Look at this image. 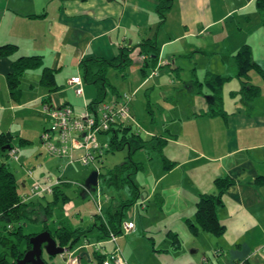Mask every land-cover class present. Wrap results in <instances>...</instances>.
Segmentation results:
<instances>
[{
    "label": "crops",
    "instance_id": "crops-1",
    "mask_svg": "<svg viewBox=\"0 0 264 264\" xmlns=\"http://www.w3.org/2000/svg\"><path fill=\"white\" fill-rule=\"evenodd\" d=\"M234 1L174 0L166 22L160 25L156 0H0V45L16 44L19 56H42L43 67L55 70L58 87L50 91L41 84L43 67L28 69L21 79V95L18 100L14 99L10 94L7 74L12 70L13 60L19 56L15 53L11 56H0V132H10L14 135V145L19 149L18 162L22 166L25 164L20 162L24 153L22 147L31 140L25 136L24 131L31 126L32 119L29 117L38 111L37 107L30 106L31 100H28L26 94L34 86L29 82V87L26 89L23 85L25 79L34 73L39 77V83L44 90L40 97H37L43 101L41 111L45 117H49L44 110V105L47 103L50 105L70 103L76 111H82L86 103L97 97V91L93 85L85 84V94L80 96L83 98L82 104L77 100L79 95L68 85L70 77L82 75L80 62L85 58L96 56L114 59L122 48L131 47L133 48L130 54L132 64L124 71L110 68L107 73L108 80L115 87L116 92L126 90L136 92L133 106L139 121L140 114L135 101L139 98L143 103L147 101V113L149 112L151 118L148 119L146 137L140 134L141 142L147 143L154 136L164 138L166 143L175 145L170 152L173 158L169 155L174 161L166 156L174 162V166L177 164V167H182L199 163L194 170L205 175V183L196 182L198 185L193 191L195 199L192 206L194 216L199 196L203 193L217 192L214 182L216 178L229 176L234 181L224 194V205L218 209L219 218L226 226L224 234L217 236L204 230L199 232L200 235L210 234L206 235L209 240L208 245L214 243L215 248L209 246L213 254L212 264L239 262L264 264V78L256 70L250 71V82L253 83L254 77L258 78L257 84H253L260 86L261 94L248 102L239 93L242 82L236 76L233 65L234 54L245 43L252 46L253 56L254 45L264 50V25L256 16L254 17L257 21L251 19L252 13L245 12L240 21L238 20V24L233 25V28H226L225 21L228 14L223 13L221 8L224 7V3L229 4ZM241 1L244 8L256 0ZM173 21L182 27L176 33L173 31ZM152 39H155L159 47V56L156 61L144 67L139 45L143 41ZM170 46H173L172 50H168ZM177 54L179 58H176ZM195 54L200 59L207 57V64L211 67L207 74L211 72L231 77L223 86L222 113L224 114L212 109L213 101L210 102L208 96L213 91L205 80L193 77L191 84L181 80V67L177 62L184 57L188 59L192 57L194 60ZM161 59H167L171 64L162 66L154 73ZM257 62L264 68L263 58H259ZM226 64L232 66V72L229 74H226ZM213 65L223 70H212ZM112 71H119L123 78L121 86L112 82L110 76ZM253 73H257L259 77L252 75ZM138 74L140 81L135 83L133 76ZM193 75H196L195 72ZM196 80L202 82L203 93L196 92L193 84ZM231 80L234 86H230ZM86 87L93 88V93L88 97ZM205 87L208 89L205 90ZM70 89L75 92L76 98L72 99L65 93ZM235 92L238 95H235ZM26 98L28 101L24 102ZM184 98L187 100L186 105L181 103ZM154 106L158 107L157 115L153 113ZM192 119L199 122L198 129H195L194 125L190 126ZM39 123L46 127L48 119H45V122L36 121L33 125L39 126ZM23 125L26 130L18 129ZM183 138H188L189 141ZM20 141L23 144H20ZM182 148L185 149L183 152ZM51 158L44 161L48 163L49 168L57 164V170H64L65 173L68 171L67 158V164L66 161L61 160V157ZM136 162L143 166L140 171L145 170L143 162ZM43 167V164L42 167L33 166V177L35 170ZM173 169L162 173L161 176H155V183L146 194L137 184L140 187L138 199L128 208L124 219L134 220L135 210L140 201L150 200L158 195L164 198V193L174 192L177 188L183 187L185 182L180 176L168 179L174 173ZM42 174L46 173L42 172ZM18 181L24 190L31 179L26 174L18 178ZM62 184L70 186L67 181ZM82 189L86 194L87 191ZM126 190L127 197L111 196L104 201V208H107L111 200L130 198V190ZM70 206L72 210L75 207L74 203ZM143 208L147 209L148 206L143 203ZM72 210L66 215L70 216ZM94 222L92 219V224L87 227L73 226L61 220L56 222L57 226L63 224L88 230L86 236H82L69 250L72 254L69 259L74 264H82L83 259L88 263L97 260V253L93 248L77 250L85 237L93 240V234L89 232L92 229L98 230L97 235H94L96 241L105 240L106 250L110 251L114 247V243L107 241L103 232L97 226H93ZM136 233L137 224L133 234ZM211 235L218 238V241H214ZM174 246L177 248L176 245ZM216 250L221 254L215 255ZM69 251L52 256V264H67L66 257L70 255ZM45 254L47 253L44 251L43 257ZM134 255L131 257L132 261L128 260L131 264H148L138 263ZM48 257L51 258L49 255Z\"/></svg>",
    "mask_w": 264,
    "mask_h": 264
},
{
    "label": "rangeland",
    "instance_id": "rangeland-1",
    "mask_svg": "<svg viewBox=\"0 0 264 264\" xmlns=\"http://www.w3.org/2000/svg\"><path fill=\"white\" fill-rule=\"evenodd\" d=\"M242 6L243 2L241 0H235L234 2H231L229 4L224 3V7L221 9L223 13L228 14V16L226 17L227 19L225 21L226 28H233V25L238 24V20L240 21L242 15L245 12L252 13L253 15L251 14L250 16L251 19L253 18L254 21H257L258 18L262 22L261 14L258 9H256L255 2H251L244 8H242ZM254 16H256L257 18ZM241 23L244 24V21L241 20ZM172 26L173 31L175 33L182 29L180 24L176 23L175 21H173ZM172 49L173 46H170L168 50ZM16 54L17 56L20 55L19 52H16L15 55ZM176 58H179L178 54L176 55ZM254 58L256 61H258L259 58L264 59V50L261 49L258 45H254ZM182 59L183 60H179L177 62V64L181 67V80L187 81L189 84L192 83L193 77H197L202 81L205 80L207 71L211 68L207 64L208 59L206 56L201 57L200 59V57H196L195 54L194 60L192 57H190L189 59L184 57ZM226 65V74H229L232 72V66H229V64ZM212 70L218 71L223 70V68L215 67L213 65ZM194 72L196 74L195 76L193 75ZM252 75L259 77L257 73H253ZM110 76L112 82L121 86V84L123 83V78L120 76L119 71H112ZM139 79V74L133 76V80L135 83H138L140 81ZM257 80L258 78L254 77L252 79V82L257 84ZM231 81L232 82L230 86H234L235 84L233 80ZM29 82H31V84L34 86L32 89L26 92V94L28 95V100H31L29 104L30 106H32V108L37 107L38 111L32 117H29V119H32V122L30 124L31 126L27 131H24L26 134L25 136L30 138L31 140V142L22 147L24 153L21 157L20 162L25 163H23V166H25V168L22 166L21 163L15 162L16 160L13 159L14 152H16V149L18 150L17 146H14V151H6L5 153H3L0 148V163H8L10 165V168L16 172L17 178H20L24 175L26 176L28 167H33L37 165H41L42 167V164L44 165L43 169H36L34 172L35 179L41 181L43 179V176L46 174H50L54 177H63V175L66 174L64 180L67 181L70 186H67V184H62V188L65 189V191L70 195L71 199L65 203H63L62 199H60V201H58V203L54 206L52 217L45 213V211H41L39 215V221H23L22 235H25V233L34 232L40 233L42 232L45 225H48L53 231H55V228L57 227V220H61L63 222L65 221L66 223L71 224L73 226H90L92 224L91 215L97 212V206L95 200L93 199V195L95 196L98 192H100L101 194L105 196L108 195L109 197L115 196L116 198H125L128 196V192L126 189L129 190V187L126 186V188L122 190H117L113 187L107 186L104 182H101L100 180L99 189H87L86 194H84L82 189L84 187H82L81 184L85 185V181L89 177L90 173L96 169V164L84 166L80 163H71L69 164V166L67 165L66 169L68 167L69 169L66 173L64 170H57V164L52 165L51 168L48 167V163H45L44 161L53 156L48 154L45 149H43L44 146L41 143V134L43 133L44 127L43 125L41 126V123H39V126L36 124L33 125L36 121L39 120L41 122H45V119H48V123L46 124V126L50 125L49 117H45L44 113L41 111L43 101L41 98L37 97H40V94H42L44 89L43 86L39 83V77H37L35 73L31 74L29 78L27 77L25 79L23 85L26 89L29 87ZM207 89L208 88L205 87V90ZM65 93L69 95L72 99L76 98L75 92L71 89L66 90ZM92 93L93 88L86 87L87 97L90 96ZM234 94L238 95L237 92H235ZM240 95L241 97H243L241 93ZM77 98V100L83 104V98L80 96H78ZM28 100L26 98L24 102H27ZM135 103L138 106V111L140 114V121L139 118L138 121L141 126L140 128L142 129L141 135L142 137H146L145 131L147 130V126H149L148 119L151 118L149 117V112L147 113V101L143 103L142 100H140L139 98L135 101ZM181 103L186 105V98L181 100ZM77 108L82 109L83 107ZM153 113L157 115V106L153 107ZM192 125H194L195 129L199 128V122L193 121V119L190 122V126ZM19 128L24 129V125L22 127H18V129ZM183 140L189 141L188 138H183ZM173 147H175L173 143L165 142V144L158 149L153 148L150 145H145L132 152V157L134 160L141 161L145 164V170L133 175L135 182L141 187V191L144 194H146L149 188H152V186L154 185V179L156 178L155 176H161L162 173L170 171L173 168L174 173L171 174L168 179L180 176L181 179L183 178L182 181H184L185 183H183V187L177 188L176 190H174V192H166L167 195L166 193H164V198L158 195L157 197L154 196L150 200L146 199L142 201L146 206H148L147 209L143 208V203L141 201L138 203L139 205L135 210V216L133 217L137 224V233L133 234L135 230L129 233H123L122 235H120L119 240L124 256L128 260H131V257L134 254V256L137 258L136 261L138 263L147 262L148 264H204L202 261L203 257L207 256L213 258L212 249H209V246L215 248L214 243L211 242V244L208 245L209 240L206 238V235L210 234L203 233L197 236L194 235L187 222V218H191L190 220L193 223L196 222L192 207L195 199L193 191L194 188L198 185L196 182L205 183V175L194 170V168L197 167L199 163L187 164L186 166L184 165L182 167H177L176 164V168L173 164H169L168 166H166L164 163V158H166V156L169 157V155L173 158V155L170 154ZM183 150L185 149L182 148L181 151L183 152ZM130 151L131 148L126 145L122 148L114 149V151L112 152H107L104 155V161L102 162V164H98L101 167V171L105 172L109 168H112L115 165L127 160ZM54 158L60 159L58 156H54ZM61 158V160H63L64 162L66 161L67 164V159L64 157ZM172 158L169 157L170 160H172ZM169 159L168 161H170ZM42 172H45L46 174L41 175ZM61 172L63 173L61 174ZM20 191H23L22 187H20ZM105 196L104 201L106 199ZM51 199H53L52 194L48 195V200ZM120 201L121 200L116 201V203ZM43 202L45 203L46 201L43 200ZM72 203H74L75 205L73 210L70 206V204L72 205ZM71 210V215L67 216L66 214H69L68 212ZM128 217L129 216H126V218ZM14 228V224L12 227H8V229ZM170 231L172 233L178 234L180 244L177 245V248L175 246L173 247L175 237L169 234ZM89 232L93 234V241H96L94 235H97L98 230L92 229ZM210 237H212L214 241H218V238L212 235ZM25 248L26 241L23 240L21 242V249L24 250ZM165 249H167L168 251H165ZM5 251L7 252L9 250L0 243V253H3ZM44 257H46L44 259H46L45 261L48 262V264L53 263V258H49L47 254H45ZM82 264L92 263H88L87 260L83 259Z\"/></svg>",
    "mask_w": 264,
    "mask_h": 264
},
{
    "label": "trees",
    "instance_id": "trees-1",
    "mask_svg": "<svg viewBox=\"0 0 264 264\" xmlns=\"http://www.w3.org/2000/svg\"><path fill=\"white\" fill-rule=\"evenodd\" d=\"M157 13L160 18V25H163L168 16V12L172 9L174 0H156ZM256 8L261 14L262 24L264 25V0H256ZM141 53L150 56V62H154L159 56V47L156 45L155 39L143 41L140 43ZM133 48L124 47L120 54L114 59H106L103 57H89L80 62L82 77L85 84L93 85L97 91V97L89 102L94 109L95 105L104 100L107 96V91L116 92L115 87L108 80L107 73L112 67L124 71L132 64L130 54ZM18 51V46L13 43L0 45V56H11ZM233 65L236 71V76L241 79V93L246 101H253L261 94V88L250 82V71L256 70L264 78V68L259 62L254 60L252 46L248 43L243 44L233 56ZM43 67V58L40 55L19 56L13 60L12 70L7 74V82L10 94L14 99H18L21 94L20 84L24 72L28 69H37ZM230 76L215 74L209 72L206 75L205 83L212 89L213 93L208 98L213 101L212 109L215 112L222 113V93L224 84L230 79ZM41 84L48 90L54 91L58 87L55 81V70L49 67H43ZM197 93H203L201 86L202 82L196 80L193 83ZM14 135L10 132H0V148L3 153L14 147ZM139 141V143H138ZM110 148L107 152H112L114 149L122 148L126 145L131 148L127 160L109 168L105 172H100V180L107 186L114 187L117 190H122L129 187L131 196L126 200H121L116 203V200H111L107 208L104 209L106 222L97 217L94 225L102 232L103 236H107L109 228L118 234H122L121 224L124 220L128 208L133 205L138 199L140 187L135 182L133 175L142 169V165L136 162L132 157V152L145 145H150L153 148H160L165 144V139L154 136L149 142H141L140 134H136L133 126H124L115 130L111 135ZM20 144H23L20 141ZM6 146H11L7 149ZM18 162V161H15ZM166 166L174 165L173 162L164 158ZM217 187L216 193H203L199 196L196 202L195 219L193 223L187 219L189 227L194 235H198L201 230L210 232L214 235L221 236L226 230V226L221 222L218 209L224 205V194L226 190L234 183L229 176L219 177L215 179ZM21 183L18 181L17 174L10 168L6 162L0 163V243L9 251L0 253V264H16L18 258H22L32 244L30 243L31 236L37 234L25 233L22 235L23 225L25 220L39 221L41 211H45L50 217L53 216L54 206L62 199L65 203L71 199L70 195L62 188L61 185L55 187L52 193L53 199L48 200L47 195H43L30 201H23L20 191ZM43 200L46 202L44 203ZM15 225L14 229H8L9 226ZM43 230H49L53 237L61 246L67 247L75 244L82 236H86L88 230H83L80 227H70L69 225H59L53 231L48 225H45ZM175 237L174 245H179L180 240L178 234L172 233ZM26 241V248L21 249V242ZM50 256V255H49ZM52 258V256H50ZM103 255L96 254L97 260L101 261ZM240 263V262H239ZM32 264V263H28ZM48 264V262H47ZM238 264V263H237ZM244 264V263H243Z\"/></svg>",
    "mask_w": 264,
    "mask_h": 264
},
{
    "label": "built area",
    "instance_id": "built-area-1",
    "mask_svg": "<svg viewBox=\"0 0 264 264\" xmlns=\"http://www.w3.org/2000/svg\"><path fill=\"white\" fill-rule=\"evenodd\" d=\"M143 66H148L150 56L141 53ZM171 62L167 59H161L158 67L153 71L157 72L162 66L170 65ZM68 85L74 89L77 95L84 96V80L82 75H75L68 79ZM136 92L133 90H126L122 92L107 91V96L103 101L95 105L93 109L89 103L85 104L82 111H76L70 103H62L60 105H44V110L47 112L50 120V125L44 127L41 134V143L45 151L58 157L68 159V165L71 163H80L84 166L96 164V169L99 173L104 161V155L110 148V141L112 133L124 126H133L136 134H141V126L135 113L133 102ZM110 135V136H109ZM108 137V138H103ZM12 147L9 151H14ZM13 159L19 161V149L13 154ZM65 168V167H64ZM27 176L31 179L30 184L20 193L23 201H30L43 195H51L56 186L64 183L62 176L54 177L50 174L43 176L40 181L33 177V168H27ZM100 183V180H99ZM99 183L96 189H99ZM87 191L84 184H81ZM104 196L98 192L93 199L97 206V212L92 215L95 221L97 217H101L105 222L104 212ZM105 198L110 199L108 195ZM105 199V200H106ZM136 229V223L133 219H124L121 224V231L129 233ZM120 234L109 228V233L105 237L107 241L114 243L113 249L110 251L105 249V240L93 241L88 237L83 239V242L77 247L93 248L97 254L103 255L101 261H91L92 264H131L124 256L122 248L118 242ZM66 258L67 264H74L69 258ZM215 255L221 254L216 250ZM204 264H212L211 257H203ZM238 264H243L240 262Z\"/></svg>",
    "mask_w": 264,
    "mask_h": 264
},
{
    "label": "water",
    "instance_id": "water-1",
    "mask_svg": "<svg viewBox=\"0 0 264 264\" xmlns=\"http://www.w3.org/2000/svg\"><path fill=\"white\" fill-rule=\"evenodd\" d=\"M6 148L10 149L11 146H6ZM99 178V171L93 170L85 181V187L88 190H95L99 183ZM30 243L32 247L26 251L22 258L17 259L16 264H47L43 257L44 251L50 256H56L64 254L73 247V244L67 247L61 246L49 230H43L31 236Z\"/></svg>",
    "mask_w": 264,
    "mask_h": 264
}]
</instances>
